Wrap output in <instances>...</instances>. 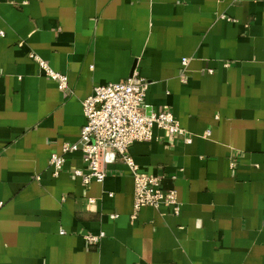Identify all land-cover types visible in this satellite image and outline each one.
<instances>
[{
	"label": "crops",
	"instance_id": "obj_1",
	"mask_svg": "<svg viewBox=\"0 0 264 264\" xmlns=\"http://www.w3.org/2000/svg\"><path fill=\"white\" fill-rule=\"evenodd\" d=\"M0 31V264H264V0H0ZM133 75L192 137L129 149L177 214L135 213L119 156L87 186L82 152L50 166L94 87Z\"/></svg>",
	"mask_w": 264,
	"mask_h": 264
},
{
	"label": "built area",
	"instance_id": "obj_2",
	"mask_svg": "<svg viewBox=\"0 0 264 264\" xmlns=\"http://www.w3.org/2000/svg\"><path fill=\"white\" fill-rule=\"evenodd\" d=\"M0 36L4 33L0 31ZM40 69L47 77L57 82L61 90L68 88V77L55 72L40 57L33 56ZM189 59L184 58L182 65L186 66ZM149 83L133 75L127 80L94 87L93 93L82 102L86 124L81 130L79 141L65 143L58 154L50 159L53 175L57 177L63 170L67 156L82 152L88 171L75 170L74 175L81 178L84 185L104 182L107 172L106 166L116 160L117 156L131 169L134 177V211L150 207L160 209L171 207L178 213L179 204L176 194L164 191L158 178L138 171L135 161L129 154L130 147L136 142L153 140L155 127L170 135L182 137L187 144L192 137L183 129L173 113L168 110L148 115L145 98ZM109 196L112 197V194ZM91 203L95 200L91 199ZM3 203L0 202V207ZM116 218V215L112 216ZM104 237H92L90 241L98 242Z\"/></svg>",
	"mask_w": 264,
	"mask_h": 264
}]
</instances>
